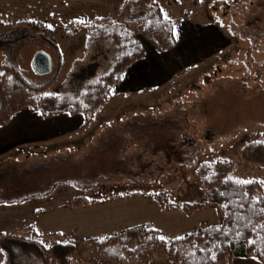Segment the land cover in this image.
<instances>
[{"label": "rangeland", "instance_id": "1", "mask_svg": "<svg viewBox=\"0 0 264 264\" xmlns=\"http://www.w3.org/2000/svg\"><path fill=\"white\" fill-rule=\"evenodd\" d=\"M81 1L80 7H71V0H0V22L18 23L40 13L39 21L52 25L56 48L30 29L0 30V72L4 71L1 59H6L30 84L51 83L45 92L50 108L78 99L115 66V47L102 40L86 46V25L96 19L115 20L125 0ZM195 1L159 0L172 20L221 29V37L181 36L183 45L204 49L205 59L156 91L129 97L115 93L98 123L112 129L97 133L87 146L79 141L72 149L61 150V155L37 146L26 148L19 160L0 161V202H4L0 203V263L9 259L10 264H21L28 255L32 264H43L35 248L11 236L42 240L49 247L72 242L76 251L71 264H117L100 258L88 239L102 240L123 233L127 225L150 222L170 242L218 226L221 218L214 207L192 216L181 209L163 213L153 196L167 192L180 208L204 203L203 183L196 171L205 162L231 161L234 178L264 182V168L241 158L246 144L264 141V0ZM79 20L87 23L70 37L66 28L73 31ZM137 39L144 40L139 34ZM216 40L212 52L210 43ZM38 52L51 57L50 74L34 72L32 60ZM100 138L106 139L99 142ZM58 184L50 196L19 203ZM81 196L98 202L77 208L68 205ZM121 218L135 222L121 224ZM153 260L170 264L165 258Z\"/></svg>", "mask_w": 264, "mask_h": 264}, {"label": "trees", "instance_id": "2", "mask_svg": "<svg viewBox=\"0 0 264 264\" xmlns=\"http://www.w3.org/2000/svg\"><path fill=\"white\" fill-rule=\"evenodd\" d=\"M163 17L164 12L159 0H125L115 20L103 22L96 19L86 25L88 26L86 46H91L96 40H102L115 47L117 50L115 66L88 92L55 108L45 104V92L51 83L34 86L26 81L14 64L3 62L5 75L0 76V127L8 124L16 112L25 108H31L46 118L62 113L82 114L84 116L82 129L93 125L97 114L112 98L113 88L122 82L125 71L145 57L137 34L158 52L175 49L177 40L172 25L176 26L180 20L167 21ZM74 24L73 31L69 27L66 28L70 37L78 34L84 27V24L79 22ZM132 26H135L136 30H132ZM10 27L30 29L42 36L50 45L55 48L57 46L53 30L42 21H21L13 24L0 22V30ZM241 158L245 163L263 169L264 141L246 144L241 151ZM233 170V162L223 159L214 165L205 162L198 167L196 173L203 183V194L206 199L204 203H186L180 208L171 202L167 192L153 194L163 213H174L181 209L192 216L206 207H214L221 218L220 225L203 227L186 235L183 242L179 240L167 242L159 239V230L149 223L129 228L107 239H88L89 244L100 258L117 264H151V261L158 257L167 259L170 264H232L235 258H253L264 264V228L260 227L264 224V213L259 212V209L264 208V183L254 181L244 186H236L231 181L225 183L227 177H233ZM58 186L60 184L44 195L32 196L19 203L50 196ZM238 187L241 192L248 193L247 198L235 194ZM221 192L228 194L221 196ZM256 198H259V204L256 203ZM96 202L98 201L81 196L69 200L68 205L77 208ZM225 203L229 204L228 208L223 207ZM241 203L243 207H240ZM237 232L240 235H237ZM11 237L35 248L44 258L43 264H71L76 251V246L72 242L57 243L46 248L40 241L19 236ZM253 240L256 243H251ZM212 255H215V260L212 259Z\"/></svg>", "mask_w": 264, "mask_h": 264}, {"label": "crops", "instance_id": "3", "mask_svg": "<svg viewBox=\"0 0 264 264\" xmlns=\"http://www.w3.org/2000/svg\"><path fill=\"white\" fill-rule=\"evenodd\" d=\"M93 1L105 4L108 0ZM71 3V7H80L83 4V1L71 0ZM96 3L91 2V5L95 4V6H98ZM51 5L52 4H48L49 7H53L54 10L56 9L58 13L64 12L61 7ZM42 7L43 11L46 12V3H43ZM39 16L34 18H23L21 21L43 20V17ZM191 23V21L185 19L184 22L179 21L176 24L175 30L179 32V38H176L177 45L175 49L171 51L158 52L145 39L143 42H140L145 51L144 59L134 63L125 71L122 82L113 88L112 98L109 101L113 100L115 93L129 97L156 91L205 59L208 55H203L205 52L204 49H196L194 46L183 45L181 36L183 35L186 39L188 37L186 33L193 38L203 34H212L221 37L223 34L221 29L206 30L199 25H193ZM185 25H187V27ZM217 41L218 40L211 41L210 43V48L213 47L212 52L215 50ZM203 46L204 44L199 47ZM212 52H209L208 54H211ZM4 61H6V59H1L2 63ZM15 67L17 68L16 65ZM106 105H108V103ZM106 105L104 107H106ZM105 109L106 108H103L100 113L97 114L95 123L86 129H82L84 124V116L82 114L71 115L68 113H62L46 118L31 108L20 110L13 115L8 124L0 127V161L4 159L8 160V157H17L19 160L24 157L23 151L27 150L26 148L31 149L37 146H43L45 149L53 148L54 150H58V155H61L60 151L63 149H72L73 146L79 144V141H82L85 146H87L88 143H91L97 133H106L109 129H112V126H108L107 124H98ZM103 139L106 138H100L98 141L100 142ZM51 157L52 156L47 155L46 158ZM0 203L4 205V202ZM122 219L126 218H121V224H127V222L130 221ZM132 227V225H127L125 228L129 229ZM25 245L31 247L28 244ZM27 256H25V259H22L21 264H32V258ZM0 264H10L9 259H5L4 263L2 262ZM151 264H156V260H153ZM232 264L263 263L253 258H235L233 259Z\"/></svg>", "mask_w": 264, "mask_h": 264}, {"label": "snow or ice", "instance_id": "4", "mask_svg": "<svg viewBox=\"0 0 264 264\" xmlns=\"http://www.w3.org/2000/svg\"><path fill=\"white\" fill-rule=\"evenodd\" d=\"M102 19V18H101ZM163 19L164 20H167V21H170V17L167 15V13H165L164 14V17H163ZM80 24H86L87 22L85 21V20H79L78 21ZM48 27H52V25H48ZM172 30H173V32H175V35H176V38L178 39L179 38V32H177L176 30H175V25H172ZM5 74L3 73V72H0V76H4ZM120 78H123V77H120ZM93 83H97V81H94ZM229 181H231V183L232 184H234V185H236V186H244V185H248V184H252V183H254V181H251V180H242V179H238V178H234V177H231V176H229V177H227L226 179H225V183H228ZM261 183H264V182H261ZM228 193H226V192H221L220 193V195L221 196H225V195H227ZM235 194L236 195H242V197L243 198H247L248 197V193L247 192H241L240 190H239V187L237 188V190L235 191ZM256 203L257 204H259L260 203V200H259V198H256ZM223 207L224 208H228L229 207V204L228 203H225L224 205H223ZM240 207H243V204L241 203L240 204ZM259 212L260 213H264V208H261V209H259ZM260 227L261 228H264V224H262V225H260ZM225 235H228L227 233H225ZM237 235H240V233L239 232H237ZM149 239H151V237H148ZM104 239H107V237H105ZM159 239L161 240V241H165L166 240V237H164V236H160L159 237ZM174 239H176V240H179V241H184L185 240V237H183V236H177V237H174ZM103 242V241H102ZM40 243L44 246V247H49L48 245H46V244H44V242L41 240L40 241ZM251 243H256V241L255 240H253V241H251ZM201 251H204V249H200ZM0 251H2V249H0ZM177 251H179V250H177ZM215 255H212V259L213 260H215Z\"/></svg>", "mask_w": 264, "mask_h": 264}, {"label": "water", "instance_id": "5", "mask_svg": "<svg viewBox=\"0 0 264 264\" xmlns=\"http://www.w3.org/2000/svg\"><path fill=\"white\" fill-rule=\"evenodd\" d=\"M32 68L38 75L50 74L52 72L51 57L44 52H38L32 60Z\"/></svg>", "mask_w": 264, "mask_h": 264}]
</instances>
